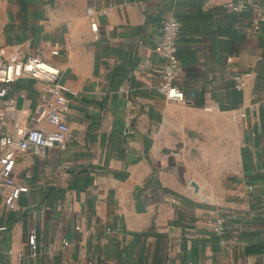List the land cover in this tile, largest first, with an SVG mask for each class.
Masks as SVG:
<instances>
[{
    "label": "crops",
    "instance_id": "crops-1",
    "mask_svg": "<svg viewBox=\"0 0 264 264\" xmlns=\"http://www.w3.org/2000/svg\"><path fill=\"white\" fill-rule=\"evenodd\" d=\"M170 17L195 106L159 92ZM0 47L58 65L71 97L65 148L19 152L0 178L24 188L0 198V264H264V0H0ZM45 91L15 82L0 136L54 130Z\"/></svg>",
    "mask_w": 264,
    "mask_h": 264
},
{
    "label": "built area",
    "instance_id": "built-area-1",
    "mask_svg": "<svg viewBox=\"0 0 264 264\" xmlns=\"http://www.w3.org/2000/svg\"><path fill=\"white\" fill-rule=\"evenodd\" d=\"M245 5V2L240 1L237 4L231 3L229 6L238 10L243 9ZM94 15V8H88V16L93 17ZM92 28L95 32L98 31L97 21H92ZM181 34L182 24L177 18L170 17L164 22L159 41L155 46V51L164 61L161 69L162 82L159 86V92L170 103L195 106L198 98L197 93L195 91L186 93L176 84L177 71L180 66L177 54ZM54 54L57 55L59 52L55 50ZM22 78H33L45 83L46 91L42 99V117L54 126V130L46 131L33 127L19 131L17 134L1 135L0 178L6 174L7 167L17 153H31L39 157H46L51 148H65L69 138L70 125L67 116L71 108V97L67 85L62 80L60 67L33 54L22 56L14 52L8 55L7 48L0 47V100H7V110L13 109V101L9 99L12 86ZM245 86L246 81L243 78H237L236 88L242 90ZM203 108L208 112L221 110V107L214 103L205 104ZM4 115V109L0 108V119H3ZM23 191L24 188L19 184L9 185L0 180V198L10 209L15 208ZM215 230L224 244L228 232L224 218L218 220ZM28 244L32 255L36 256L38 242L35 230L30 232ZM18 257L22 258L23 253H18Z\"/></svg>",
    "mask_w": 264,
    "mask_h": 264
}]
</instances>
